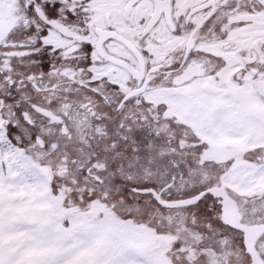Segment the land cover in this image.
<instances>
[{
  "label": "snow or ice",
  "instance_id": "6c2138e0",
  "mask_svg": "<svg viewBox=\"0 0 264 264\" xmlns=\"http://www.w3.org/2000/svg\"><path fill=\"white\" fill-rule=\"evenodd\" d=\"M0 264H264V0H0Z\"/></svg>",
  "mask_w": 264,
  "mask_h": 264
}]
</instances>
